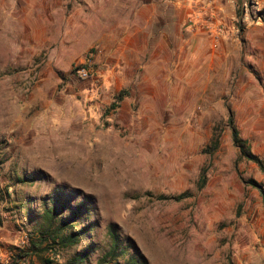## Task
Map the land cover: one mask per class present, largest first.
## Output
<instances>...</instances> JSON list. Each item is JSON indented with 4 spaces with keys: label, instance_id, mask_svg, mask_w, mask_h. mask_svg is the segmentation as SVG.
<instances>
[{
    "label": "rangeland",
    "instance_id": "1",
    "mask_svg": "<svg viewBox=\"0 0 264 264\" xmlns=\"http://www.w3.org/2000/svg\"><path fill=\"white\" fill-rule=\"evenodd\" d=\"M147 1L164 24L175 9L180 41L202 40L176 74H122L64 42L61 18H37L47 6L0 0V262L58 205L78 212L64 230L78 244L21 264H100L111 226V264H264V200L246 183L264 185V0ZM230 114L262 167L241 157Z\"/></svg>",
    "mask_w": 264,
    "mask_h": 264
},
{
    "label": "crops",
    "instance_id": "2",
    "mask_svg": "<svg viewBox=\"0 0 264 264\" xmlns=\"http://www.w3.org/2000/svg\"><path fill=\"white\" fill-rule=\"evenodd\" d=\"M26 2L33 11L45 13L37 18L62 19L64 42L75 43L85 54L93 51L97 60H113L122 74L137 71L158 73L169 68L176 74L180 63H186L179 51L199 50L202 40L193 35L178 39V25L172 20L175 9H169L167 24L163 21V5L147 0H13ZM48 11L50 14H46ZM35 18L34 15L30 16ZM52 26H59L50 23ZM59 41V40H58ZM194 46V47H193ZM167 52L170 61H167ZM166 54V55H165ZM181 57V58H180ZM174 60V61H173ZM187 65V64H186ZM173 69V71H172ZM136 70V71H135Z\"/></svg>",
    "mask_w": 264,
    "mask_h": 264
},
{
    "label": "trees",
    "instance_id": "3",
    "mask_svg": "<svg viewBox=\"0 0 264 264\" xmlns=\"http://www.w3.org/2000/svg\"><path fill=\"white\" fill-rule=\"evenodd\" d=\"M241 17L242 14H240V18ZM125 96H127V92L121 91L118 94L116 98V104H114L113 107L115 108L117 103L123 101ZM229 126L232 129L233 142L235 146L239 149L241 157L262 167L263 162L261 158L258 157L252 151V148L249 145L248 141L241 138L240 132L235 124L233 114H230ZM30 181L31 178L20 180V182H30ZM204 183H205V176L204 178H202V185H204ZM246 183L258 189L261 192L264 200L263 184L259 183L254 179H250L246 181ZM186 197H188V193H183L176 197H172L171 199L176 201H181ZM78 207L80 209L83 208V206H78ZM63 211H64V206H58V205H55L53 206V208L48 209L46 211V219L49 222V224L46 223L47 226H45L41 230L36 240L31 242L29 250L21 249L19 254L13 255L10 260H8L7 262H0V264H21L22 261L28 258L29 256L42 257L43 256L42 253H44L46 250L49 249H54L57 253V250L59 249L61 250L76 246L79 242V233L73 232V233L65 234L64 230H66L69 226H71L72 223L76 222L79 214L76 210H74L70 218H64L62 216ZM109 234L112 240V246L109 252L106 253V255L102 258L100 264H111L117 257H119L118 251L121 248V240L118 234L116 233L114 226L110 227ZM83 256H86V254H81L80 257L76 258L78 259L79 263L83 261ZM76 261L75 263L72 262L71 264H78L76 263ZM44 263L53 264L54 260L45 258ZM116 264H120V263L117 262Z\"/></svg>",
    "mask_w": 264,
    "mask_h": 264
},
{
    "label": "built area",
    "instance_id": "4",
    "mask_svg": "<svg viewBox=\"0 0 264 264\" xmlns=\"http://www.w3.org/2000/svg\"><path fill=\"white\" fill-rule=\"evenodd\" d=\"M82 78H88L90 75V69L88 67H83L78 70Z\"/></svg>",
    "mask_w": 264,
    "mask_h": 264
}]
</instances>
